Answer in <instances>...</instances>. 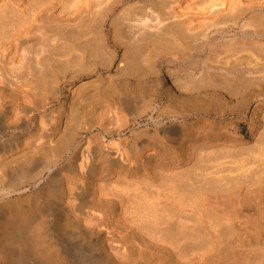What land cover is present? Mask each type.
<instances>
[{"label": "bare ground", "instance_id": "bare-ground-1", "mask_svg": "<svg viewBox=\"0 0 264 264\" xmlns=\"http://www.w3.org/2000/svg\"><path fill=\"white\" fill-rule=\"evenodd\" d=\"M138 1L0 0V92L29 94L53 69L70 83L19 98V125L17 98L0 110V264H264V91L230 121L219 107L264 87L263 0ZM191 50L206 51L199 72L179 77Z\"/></svg>", "mask_w": 264, "mask_h": 264}, {"label": "rangeland", "instance_id": "rangeland-1", "mask_svg": "<svg viewBox=\"0 0 264 264\" xmlns=\"http://www.w3.org/2000/svg\"><path fill=\"white\" fill-rule=\"evenodd\" d=\"M150 1V2H149ZM153 1H156V0H139L138 2L139 3H141V4H136L135 6H133V8H132V10L133 11H138V12H145L146 11V9L144 10L142 7H146L147 8V6H148V4H150V5H152V4H154V2ZM158 1V0H157ZM156 1V3H158ZM145 2V3H144ZM262 2V1H261ZM155 3V4H156ZM145 4L147 5V6H145ZM262 4L264 5V0H263V2H262ZM259 5V7H258V10H262V11H264L263 9H264V7H263V5ZM141 5H144V6H141ZM149 5V6H150ZM262 6V7H261ZM262 8V9H261ZM138 9H141V10H138ZM143 9V10H142ZM39 25V26H38ZM37 25V27H38V29H34V31L31 29V33L30 34H34V35H31V36H33V38L34 39H32V37H30V43L32 44V42L35 44V43H37V42H39V40H40V33H38V32H40L41 31V29H39V28H43L42 26H44V25H40V24H38ZM36 25H34V27H35ZM264 26V25H263ZM260 27V26H259ZM261 29H263L262 28V26L260 27ZM38 30V31H37ZM43 30V29H42ZM128 30H130V29H128L127 28V30H126V32L124 31V29L122 30V34H126V33H128V32H130V31H128ZM36 31H37V33H36ZM44 31V30H43ZM132 31V30H131ZM147 31V30H146ZM146 31H145V33H146ZM32 32H34V33H32ZM124 32V33H123ZM263 33H264V31H262ZM144 33V32H143ZM142 33V34H143ZM150 32L148 31L147 32V34H149ZM238 33V32H237ZM30 34H29V36H30ZM140 35V36H142L143 38H141L140 37V39H142V40H140V43H143L144 45H148V48L146 49V47H145V49H146V51H150L151 50V52L153 51V47H155V44H156V46L157 45H159V44H161V41L158 39V38H155V36H154V34H150V35H148V36H150L151 38H153V40L152 39H150L148 36L146 37V35L145 34H143V35ZM127 36L125 37V38H128V35H129V37L130 38H132L131 36H130V33H128V34H126ZM131 35H133L132 33H131ZM137 35V34H136ZM145 35V36H144ZM152 35H153V37H152ZM35 36H36V38H35ZM38 36V37H37ZM108 36V37H107ZM125 36V35H124ZM217 36V37H216ZM215 36V38L214 39H222L223 37H225L224 35H223V37H222V34H220V36H219V34L218 35H216ZM106 37H107V40H108V42H109V44L111 45V47L113 46V43L114 42H112V40H111V37H110V35L108 34V32H107V34H106ZM139 37V36H138ZM220 37V38H219ZM226 37H227V35H226ZM238 37H241V38H243V36H240V35H238ZM33 41H32V40ZM155 39H156V42L154 43V41H155ZM260 39V41H259V44L261 43V45H263L262 43V39H263V41H264V38L263 37H261V38H259ZM117 40V39H116ZM159 40V41H158ZM161 40H163V39H161ZM238 40V39H237ZM32 41V42H31ZM36 41V42H35ZM118 41V40H117ZM117 41H115V42H117ZM153 41V42H152ZM149 42V43H148ZM150 42H152V43H150ZM29 43V42H28ZM151 46H152V48H151ZM21 47V46H20ZM143 47V46H142ZM158 47V46H157ZM262 46H260V48H261ZM117 48H118V50L120 51L121 50V47H120V45L119 46H117ZM140 48V47H139ZM141 49H143V50H145L144 48H141ZM148 49H150V50H148ZM192 49V48H191ZM154 51H155V49H154ZM21 51H18L17 53V56H16V58L18 59L17 60V64L19 63L18 61L20 60L21 61V59H20V57H21V55H19V53H20ZM194 53V54H193ZM204 53V54H203ZM206 51H204V50H191V53L190 54H184L185 55V57L187 58V57H189V58H185V57H183V55L182 56H179V58L181 59H179L178 58V56H177V58L179 59H177L178 60V63H179V65H181L182 67H183V69L182 70H178L177 71V74H178V76L179 77H185V78H188L189 76L191 77L193 74H196L197 72H199V63L201 62V60L204 58L203 56H205L206 54ZM155 57H153V59H154V63L156 64V66L158 67L157 68V70H159L160 68H164V66H165V63H166V61H164V59H163V57L161 56V55H159V56H157V54H155V52H153L152 53ZM192 54V55H191ZM200 54V55H199ZM201 54H203V55H201ZM187 55V56H186ZM199 57V58H198ZM65 58V57H64ZM184 58V59H183ZM163 59V60H162ZM195 59V61H193ZM162 61V62H161ZM190 61L192 62V63H190ZM198 61V62H197ZM160 62V63H159ZM194 62V63H193ZM97 63V65L99 66V63L98 62H96ZM161 63H162V65H161ZM190 63V64H189ZM196 63L198 64V65H196ZM21 64V63H20ZM183 64H184V66H186V67H184L183 66ZM195 64V65H194ZM94 65H96V64H94ZM96 65V66H97ZM166 65H168L167 63H166ZM68 68V67H67ZM96 68V70H98L99 68V70L98 71H101V69L103 70V68H101V67H95ZM21 70H22V68H21ZM20 69H19V73L20 72H22ZM198 70V71H197ZM53 71H54V73H53ZM57 73H56V72ZM61 71H63V70H61ZM61 71H59V69H53L50 73H48L49 75H48V77H46V80L45 81H42V82H40V84H39V82H38V85H39V87H37V89H34L33 91H30L29 92V94H28V92H24V94L25 95H22L21 93H23V92H21V91H19V90H12V92L11 91H8V92H5L4 94H5V98L4 99H6V100H4L3 99V97H4V94H3V92H0V97L2 96V98H1V103H2V100H3V103L2 104H0V110H4L5 109V106H8L9 104H10V102H12V100L11 99H15V98H17V102L15 103L16 105L14 106V109H12L10 112L11 113H9V120H11L12 121V123H13V121H14V123H16V122H18L17 124L19 125L20 123H22V121H23V119L25 118V114H24V112L22 111V108L20 107V104L18 103L19 102V98L21 99V98H25V99H29V101L31 102V104H34V105H38V102H40L41 101V99L43 100L44 99V101H48L49 100V97L51 98V93H52V95H53V93L54 94H56V88L57 87H59V86H68L70 83H68V82H66L65 81V76H67L69 73V71L68 72H66V74H64V72H63V74L61 73V75L59 74ZM56 73V74H55ZM62 75H63V77L64 78H61L62 77ZM56 76V77H55ZM59 76H60V78H59ZM54 77H55V79H54ZM54 79V81H56V82H54L55 84L54 85H52V86H50L51 84V80H53ZM67 80V79H66ZM50 84V85H49ZM57 84H59V85H57ZM54 88V91H56V92H54L53 91V89H51L50 90V88ZM260 91H264V87H261V86H258V85H253L250 89H248L247 91H244L243 93V96H242V99H240V100H238L237 102H235V103H222L221 104V106H219L220 107V109H222V110H220V112H222L223 113V120H224V122L225 121H230V119L231 118H233L234 116L235 117H238V116H241V114L240 115H237V113H242V111L244 110V104H245V102H246V100H250V96H252L253 94H255V93H258V92H260ZM51 92V93H50ZM6 93H8V94H6ZM2 94V95H1ZM27 94V95H26ZM144 95H147V97L146 96H144V97H146V98H148V97H150L151 98V100L152 101H157V100H159V95L158 94H156V93H153V94H144ZM24 96V97H23ZM25 96H27V97H25ZM158 98V99H157ZM7 99H8V101H7ZM53 103L54 104H57V101H53ZM5 104H7V105H5ZM234 106H237V107H241V108H239V112H234L233 110H232V108H233V105ZM50 105H52V103H48V105H47V107H49ZM64 107V106H63ZM63 107H61V108H63ZM202 113H196V114H193V115H191L190 117H189V119H193V118H195V117H197L198 115H201ZM208 115H211L212 114V112H209V113H207ZM53 117L54 118V116H55V112L54 113H52V114H46L45 116H41L42 118V120L43 121H45V120H47V118H49V117ZM37 119H39V117H38V115H32V116H30V118H28V120H27V128L29 129L30 127H31V125L33 124V122L35 121V120H37ZM10 121V122H11ZM146 124H148V125H151V122L150 121H148V122H146ZM145 124V126H147ZM240 125L242 126V128H243V130H245V127H246V124H245V122L244 121H241L240 122ZM19 128H21V127H19ZM22 129V128H21ZM20 129V130H21ZM17 131V130H16ZM6 135H8V133H7V131H6V133H4V136H6ZM3 136V137H4ZM5 138V137H4ZM23 140H24V142H25V144H30V145H34L35 144V139H34V137H30V136H24V138H23ZM35 154L37 155V156H39V157H42V156H48V150H41V149H37L36 150V152H35ZM50 156V155H49ZM64 162H62V161H60V163L58 164V168L59 167H61V165L63 164ZM46 174V178H47V176H50V174L49 173H45ZM34 189H37V186H35V185H33V184H30L29 185V190L27 191V192H30V191H32V190H34ZM15 195H12L11 197H14ZM4 201V200H3ZM2 203V201L0 200V204ZM47 218H49V217H47ZM50 226L52 227V224L50 223ZM51 227H49V228H46V233H43V234H47V238H49V239H51V240H58V242L59 243H61L62 245H64V246H68V244L69 245H77V246H81L82 244H80V243H78L76 240H77V238H74L73 236H66L65 234H60L59 235V233H57L56 235L54 234V233H51L52 231V228ZM50 236H49V235ZM67 237V238H66ZM75 240V241H74ZM0 242H1V244L0 245H8V241L6 240V238L5 237H3V236H1L0 235ZM72 242V243H71ZM65 243V244H64ZM77 243V244H76ZM69 247V246H68ZM33 260H34V258H30V257H28V258H26L25 259V264H32V262H33Z\"/></svg>", "mask_w": 264, "mask_h": 264}]
</instances>
